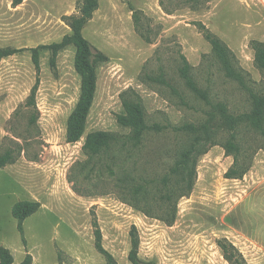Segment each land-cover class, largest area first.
Instances as JSON below:
<instances>
[{"label":"rangeland","instance_id":"rangeland-1","mask_svg":"<svg viewBox=\"0 0 264 264\" xmlns=\"http://www.w3.org/2000/svg\"><path fill=\"white\" fill-rule=\"evenodd\" d=\"M97 2L82 29L104 56L96 64L85 133H126L116 122L126 90L138 95L149 122H202V103L190 98L185 105L166 84L148 78L163 72L187 93L176 73L180 55L231 113L248 111V94L218 71L198 23L228 45L247 84L264 93V71L254 65L252 48L253 41L264 42V0ZM76 10L77 0H22L16 5L0 0V51L8 52L0 57V153L12 148L15 155L0 169V194L37 201L44 210L41 217L32 213L28 218L27 238L21 233L27 253L20 264L32 263L38 243L43 249L37 264H106L96 247V231L114 264H131L133 230L138 258L146 264H235L237 256L246 264H264V132L239 127L238 138L246 147L242 160L250 163L240 177L226 176L233 163L223 146L229 132L218 128L208 140L201 136L175 178L185 194L168 205L160 199L161 180L191 137L166 129L148 134L134 149H114L99 159L83 153L85 135L66 141V120L79 93L74 48L59 49L54 62L49 49L39 48L37 69L31 51L69 33L65 16ZM117 180L126 186L148 183L133 197L114 188ZM9 202L0 199L5 218L12 217ZM173 208L174 219L168 221Z\"/></svg>","mask_w":264,"mask_h":264},{"label":"trees","instance_id":"trees-1","mask_svg":"<svg viewBox=\"0 0 264 264\" xmlns=\"http://www.w3.org/2000/svg\"><path fill=\"white\" fill-rule=\"evenodd\" d=\"M22 0H12L13 4H19ZM97 0H77V10L75 13L65 16L67 25L70 28L69 33L63 35L59 42L49 45H42L33 48L31 58L35 68L39 67V48L50 50L51 62L62 47L71 45L74 48L73 67L79 77V93L77 101L69 113L66 120L65 138L67 142L78 141L83 135L82 144L83 153L89 158H102L110 155L114 149L122 148L134 149L141 145L143 139L148 134H158L166 129L174 130L181 136L191 137L192 141L188 147L182 151L176 160L170 172L161 180L160 199L166 205L176 203V201L185 194L180 183L175 178L186 167L190 156L195 153V147L198 140L203 136L206 140L212 137L215 129L221 128L229 132V138L224 143V149L227 154L233 156V163L226 173L227 177H240L250 167V163L243 162L246 147L244 142L238 138V129L242 124H246L260 132H264V93L255 92L246 82V75L238 65L236 57L228 45L216 34L210 31L204 24L198 23V29L205 40L210 44V53L214 65L218 71L226 78L237 82L248 94L250 99V109L238 114L231 113L223 100L217 99L210 94V87L201 85L195 78L193 67L188 63L185 56H179V64L176 68L177 78H179L187 90V93L179 90L163 76L148 78L153 81L162 82L171 88L172 92L180 101L189 105L190 100L198 101L204 106L202 114L204 120L200 123L186 121L179 125L162 124L159 122H149L145 108L133 91L126 90L121 94L120 112L116 115L118 125L126 130L124 134L95 130L85 133V123L89 110L92 106L96 91V64L103 59V54L96 50L91 43L83 36L82 29L85 23L91 18L92 13L97 8ZM254 65L264 71V42L253 41ZM8 52L0 51V57L7 55ZM36 83L33 85L29 99H32L35 93ZM191 98V99H190ZM202 137V138H203ZM15 160L14 150L6 148L0 153V169ZM99 166H105V163H98ZM188 176L189 173H186ZM146 181V180H144ZM118 183V180H117ZM145 184H114V188L122 194H128L136 197L141 190L146 189ZM78 191L77 188H74ZM39 202L33 200H19L12 205L11 214L17 219V226L20 233L23 232V220L34 213L39 208ZM174 208L171 212L170 220L174 219ZM96 247L105 256L106 264H114L112 256L101 246L100 235L96 231ZM138 240L136 234L131 232V249L128 259L131 264H146L140 260L137 255ZM13 256L9 249L0 246V264H12ZM26 263V260L23 264ZM235 264H246L240 256L234 260Z\"/></svg>","mask_w":264,"mask_h":264},{"label":"crops","instance_id":"crops-1","mask_svg":"<svg viewBox=\"0 0 264 264\" xmlns=\"http://www.w3.org/2000/svg\"><path fill=\"white\" fill-rule=\"evenodd\" d=\"M15 195L16 194H13V193L0 194V199H3V198L10 199L9 205L7 206L9 208L10 213H11L12 205L15 202L19 201L17 199H13V200L11 199V197ZM1 210L2 209L0 208V246H3L11 251L12 256H13L12 264H20V262L23 260V257L27 253V248H26L27 245H25L23 238H22V234L18 230L17 219L13 216L11 218H9V216L5 218V216H2ZM43 214H44V210L40 207L38 210H36L33 213V215H35V217L37 218L41 217ZM31 215H29L23 220L24 239L27 238V234H28L27 229L29 228L28 218H30ZM8 218H9V221L7 220ZM5 219L9 222V225L6 224ZM36 246H37V252H34L36 254H34L33 261L31 264H37V263L42 262V254H41L42 249H43L42 244L38 243L36 244ZM50 262L51 261H49V264Z\"/></svg>","mask_w":264,"mask_h":264}]
</instances>
